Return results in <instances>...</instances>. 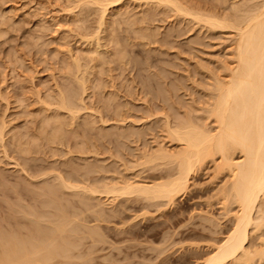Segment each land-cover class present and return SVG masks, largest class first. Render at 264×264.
I'll use <instances>...</instances> for the list:
<instances>
[{"label": "rangeland", "instance_id": "374dc122", "mask_svg": "<svg viewBox=\"0 0 264 264\" xmlns=\"http://www.w3.org/2000/svg\"><path fill=\"white\" fill-rule=\"evenodd\" d=\"M83 1L81 3L79 2V0H0V126H3L2 124L5 122V129H8L5 132L7 134L5 137V141L7 142H1L3 143L1 145L4 147H1L0 145V153H2L3 151V153L0 154V241L4 238H9L11 235L4 229V225L9 219L13 218L14 216L16 218L29 217L33 214L32 209L35 207L36 211H38L37 213L40 215V217H42V219H48V217L51 216L52 220H56L52 218V216L57 212L55 210V208L57 207L56 202L50 200L49 193L42 190V186H40L41 184L36 183L38 188H41V191H34L31 186H28L30 182L28 181V178L29 176H31V174L33 175L30 177V179H32L33 177V180L38 175L40 179L42 176H45V178L47 179V174H49L53 178H48V181H50V184H54L55 182L53 181L56 177L54 176L55 174H51L50 172H52L53 170L60 172L59 170L61 169L65 172L66 176L70 175V177L76 179L77 181L79 180L77 182L79 184L81 180L87 179L89 184L91 183V186H101L106 183L105 181L107 180H111L113 178H121L120 175L122 174L123 178L127 177L128 179L135 177L139 178L141 176L139 178L140 180L136 179V181L140 182L142 179L143 181H141L140 183L153 184V182L157 183V181H161L159 180V176H167L168 173H173L174 169H172L171 165L158 167L159 169L156 168L155 164L154 166L150 165L151 167L148 165L147 167H145L146 165H144L145 168L143 167V165H141L140 168L142 169H140L138 168L139 166L137 167L136 160L141 163L142 161H140V157H142L143 154L145 156V153L148 152L146 155L148 156L151 153L153 154L154 152L158 151L160 148H165V150H168L169 152H171L172 150L177 151V149L179 148L177 144L173 145L172 142H165L166 140L164 141V139H166V137L168 136L166 125L168 121L166 119H169V123H173H171L172 128H175L174 125L178 124L177 121L180 123H182L183 121L185 122V119H187L186 116L189 115L188 113H190L191 111L190 107L194 106L193 109H196H192V111L197 112V109H199V111H202L201 108L206 107L207 105L210 106L211 104L209 103L213 102H210L211 97L213 96L212 93H214L212 92L214 91V89H210L214 88L215 86H211L213 85V78H215V76L219 77L221 75L220 73L223 72L222 76L224 77H220L226 80L225 77H227V74L226 76L224 75L225 65H227L228 67L230 64L232 66L234 63L235 53L234 51L232 53V50L235 49L233 48V46L235 47L236 44L234 43L237 42L236 31H231L230 29L222 30L221 28L213 29L210 28L209 25V27L207 25L205 26L206 23L201 24L202 22H198V20L194 19L193 17L191 18V16H187V18L185 16V18H183V14L176 15V13L173 12L174 9L172 7H170L172 9H170L171 11L169 10V7L163 8L161 7V5H159L160 7L158 8V1L157 4H155L156 2L154 1L153 4H150V6L148 7L147 4L152 3V0H149V2L146 1L147 4L145 3V1H142V3L139 0H122L123 2H121L124 5L122 3H118V5H116L117 3L110 5V8L108 9L109 12L106 14L107 19L105 18L104 24L103 26H101L102 28L99 29L100 24H102V21L100 22V17H102V15H100L101 7L94 4V6H92L91 3V5H89L88 7L86 5L87 1ZM180 1L182 2V7H185L186 5L187 9L189 10L192 8V12L196 10L194 13H198L200 9L199 14L203 15V12H207V14L212 12L213 15L214 13H216L215 16H217L220 13V16L218 15L219 17H221V13H224L223 15L225 16L230 13L229 17L232 16L234 13V9H236L234 8V5L236 4H238V6L236 5V7H239V5L241 7H244L245 5L246 7L250 6L246 4L254 3V0H177L178 3H181ZM255 1V3H258L257 0ZM78 2L81 4L76 5ZM83 3L85 6L82 5ZM76 6H78V8ZM151 6L155 9H153ZM85 10H87L88 14ZM98 10L100 14L98 13ZM84 12L86 13V16L84 15ZM212 13L210 14L212 15ZM223 15L222 17L224 18ZM143 16L144 18L147 16L146 18L148 19L142 18ZM203 16H205V14ZM139 26L140 28H138ZM145 27L146 29H148V31H146L147 33L144 32V30H146ZM143 33H145L146 36ZM97 37H99L98 40H96ZM153 37L154 40H151V38L153 39ZM151 41L153 44H151ZM148 43H150L151 45H148ZM87 50H93L94 53L96 51L95 56L98 52L99 56H96L97 59L94 58V53L91 54ZM89 53L91 55H89ZM86 55L88 56L89 60H92L90 56L93 55L92 58H94V61L96 59V61L90 62L89 60H87ZM74 60H79L82 64L84 62L85 64L83 65V69H85V66L87 64L88 66H86V70L89 69L88 71L90 72L88 73V71L83 70L84 74L82 72L76 74V68H74L75 64H73L74 66L71 65L73 62L75 63ZM100 60H102L103 62L101 61V63ZM99 63L101 64L99 65ZM92 65H94V67ZM70 67L74 69L71 70ZM84 71L89 75L85 74ZM71 73L78 75L77 78L79 77L80 79H77L76 81V78H74L73 76L74 74ZM70 77L73 79H71ZM86 77L90 79H87ZM82 79H84L86 83L89 82V80L90 82L92 81L91 83H88L89 86L86 84V87H88L89 89L85 87V90H87L85 95L83 94V92L85 91H80L79 87L82 86ZM215 80L217 79L215 78ZM214 83H216V81H214ZM82 88L83 86L81 87V90ZM73 91L76 93H72ZM167 91H169V93ZM66 93H68V95L70 94V98L74 95L73 98L75 97L74 99L76 100H74L73 98L70 99ZM59 95L63 96V98H65L66 96V99L69 98V100L74 102V104L78 107L83 108V104L85 103H87L86 106L88 107L83 108L85 110H81L83 111V114L80 112L76 117L78 118L80 116L78 119H75V121L71 120L74 119V117H72L69 112L68 114L67 111H64L62 109H60V111L58 108V104L60 105V103L57 102H60L61 100ZM54 96L57 98H55ZM172 96L173 98H171ZM108 97H110V99H108ZM58 98L59 101L56 100ZM79 98L82 100L84 99L83 101L85 102H81L82 100H80ZM100 98L105 101L102 102ZM109 100L113 103V105L109 102ZM42 101L43 103L46 102V104L48 105H53L45 106L46 104H44L43 106ZM76 103L83 104L79 106ZM189 103L191 106L189 105ZM104 104L105 106H103ZM109 105H112V108L109 107ZM183 106L185 107L183 108ZM209 106L208 109L210 108ZM46 107H50L51 109L52 107L54 108L52 109V112H50V108H48L49 110H47ZM99 108L101 111L99 110L100 112H97ZM90 109L93 110L94 113ZM187 109L189 110V112H187ZM208 109L205 108V110ZM35 111L38 113V115L37 113H35ZM48 111L50 114L48 113ZM62 111L63 114L61 113ZM127 111L129 114L127 113ZM31 112H33L34 114H32ZM196 112L195 115L190 113L191 115H189L188 117H191L192 119V117L194 116L193 120H197H195V122H201L205 115L204 117H201L203 116V114L199 115L201 117V120H199V117L197 116L198 112ZM95 113L97 115L99 113L101 114L100 116L98 115L97 117H95ZM118 113L119 115H117ZM126 114L128 115L126 116ZM163 114L166 117H163ZM4 115L6 116V118L4 117L3 121L2 118ZM46 115L49 117H47ZM70 115L72 118L69 119L68 117H70ZM92 116L95 119L92 118ZM123 116L127 118H123ZM130 116L133 117L132 119L135 120L134 122ZM50 117L54 118L55 122H53L54 120ZM63 117H65V119ZM100 117L105 120L101 119ZM180 117H182L183 120L180 119ZM195 117H197L198 119ZM55 118H58L59 120ZM142 118L144 119V121L142 120ZM30 119L34 121V123L31 122ZM62 119L64 120L62 121ZM170 119H172V121ZM35 122H37V124ZM48 122L50 123V125H48ZM73 122L75 123V126H73ZM118 122H121V124L124 123L123 127ZM46 123H48V126L46 125ZM57 123L58 125L61 123L59 125V128H56ZM6 125L8 128L6 127ZM66 125L69 129L66 127ZM105 125H107L108 127ZM62 127H64L65 131L64 129H62ZM214 127L212 125L211 129H213ZM46 128H49L51 130ZM70 128H73L75 130H70ZM67 129L71 132L69 131V133ZM27 130H29V132ZM61 130L64 132H60ZM77 130H80L82 133ZM87 131L89 132L87 133ZM62 133L65 136H69V139L65 136L64 139ZM135 133L138 135L136 136ZM26 135L28 136V138ZM82 135L84 137L86 135L87 138L85 137V139ZM133 137L136 139V141H134L135 139H133ZM38 138L41 139H39L40 142L37 141ZM18 139L21 141H19ZM75 139H77V141ZM22 141L23 143H21ZM34 141L39 143H36L35 145ZM92 142L94 144H92ZM69 143L71 144V147L69 146ZM95 143H98V146L95 147ZM108 143L112 144L109 145ZM169 143H172V147H170ZM74 146H76L77 148ZM105 146H107L108 148ZM22 147L23 149L27 150L24 151L25 153H23ZM29 147L30 149H28ZM69 147L70 150H68ZM3 148H5L6 153L4 152ZM38 148L41 150H39ZM82 148H84L85 150H82ZM91 148H93L94 150H91ZM98 148L100 149V154L98 152ZM89 149L92 152L91 154L95 155L96 153H98L99 156H102L98 157L97 154V157L96 155L92 157V155H90V152H88ZM121 149L123 151H121ZM139 149L142 152L139 151ZM149 149H151V151ZM78 150H80V152ZM111 150L112 152H114L111 153ZM71 151H74V154L70 153ZM140 152L142 155L140 154ZM135 153H137L138 155ZM86 154L87 156L83 157V155ZM139 154L140 157L138 158ZM68 155H70L69 158ZM45 156L49 157L46 158ZM66 156L67 158L65 159ZM72 156L75 159H73ZM125 157L132 158L126 159ZM10 159H14L15 162L11 161ZM69 159V163L67 162L66 164V161ZM92 159H94V161ZM122 162L125 165V169L127 166H130V168L127 167L128 171L123 170L124 166ZM106 163H108V165ZM213 163L214 162L212 161L211 163L209 162L208 166H206V163L204 164L205 166L203 165V167L201 166L200 169L198 168L200 171L198 169L196 170L197 173L195 172V177L193 176V178L191 179V185H189L188 191H185L186 193H182V196H179L180 198H176V201H174L175 203L173 202L175 205L173 204V206L159 205L164 204L163 202L153 204L155 202H150L141 198L137 199V201L127 202L125 201V199H122L123 201L120 200L121 202H118L116 204V208L112 205V203H110L111 201H105L106 198L103 197L104 195L102 196V199L100 197H97L96 200V198L92 199L90 195H88L90 197L85 196L83 198L79 192H76L77 195H75L76 193L74 194V192H70L72 194V196H70L72 199L69 198L68 202L64 201V205L68 206V210L70 209V211L72 210V212L74 210V212H79V214H82L80 212H83V216L81 218L83 221L78 220V223L81 222L83 224L84 222H86L84 223V225L87 226L99 225L100 227H98V229L99 232H101V239L100 241L98 240V242L100 243H98L97 240L94 241L97 242V244L94 243L91 238L86 239L85 237L84 241L86 242H84L82 241V236H80V240L82 242H76H80L82 244L76 243V245H82L84 247L81 246V248L79 247L80 249L77 250L79 252L81 251V254H86L87 257L88 253L86 252H89L90 258L86 259V255L83 254L85 259L84 257L82 259H84L85 261L82 259L81 260L84 262L78 260L83 255L81 257L76 256L78 257V259H75L76 257L73 258L76 262L78 260L77 263H74L73 260V262H71L73 264L200 263L203 260V257L208 256L213 250L214 246H211L210 243H215L217 239L219 241L225 238L226 234L232 227V221L229 220L232 217H228L226 214L224 215L225 212L222 213L223 209L219 205V201L216 200V198L219 199V197H216L217 193H220L219 191L220 189H222L221 187L223 185L225 186V182L228 181L229 177L226 174L220 175L218 173L217 175V167H215ZM101 164L103 166H101ZM131 164L136 165L133 166L137 168L133 169V166ZM159 164L161 163H158V165ZM66 165L73 166L75 170H77L79 166V171L77 170V172H75L69 169L71 167H68ZM169 166L171 167V169H167V167L169 168ZM21 167L22 170L24 168L25 174L22 173L24 171L21 170ZM155 168L156 170H154ZM129 170H131V172H129ZM141 170H143V172ZM101 171L103 172L101 173ZM79 172L82 173L84 177H80L78 175ZM132 172L135 173L131 174ZM128 173H130V177L127 176ZM117 174L119 177H115L117 176ZM104 175L106 176L104 177ZM110 175L115 176L113 177ZM88 177L89 179H91L89 180ZM39 178L35 180H40ZM57 189H59V187H57ZM18 193L23 195L18 196ZM33 193L38 199L36 204L28 200V198H30ZM73 195L75 197H73ZM85 198H89L88 201H91V203L88 202ZM69 201L74 205L69 204L71 205L70 207L67 204L70 203ZM73 202H76V204ZM106 202L110 203L111 205ZM147 202L152 204H149ZM96 205H100V207L98 208V206ZM75 206L78 208L75 209ZM95 206L97 209L95 208ZM50 211H53V213H50ZM102 213L105 214L104 220H102ZM137 215H140V217H138ZM209 218L211 219V221H209ZM103 221L105 222V224ZM81 223H79L78 225L83 226L81 225ZM120 228L122 231H120ZM83 243L88 246L85 247ZM91 243H93L92 246L94 247L90 246ZM197 246H199L200 248ZM90 247H92L93 250L90 249ZM86 249L87 251H85ZM77 250H75L76 252L74 251V255L78 254ZM89 259L91 260L89 261Z\"/></svg>", "mask_w": 264, "mask_h": 264}, {"label": "bare ground", "instance_id": "6f19581e", "mask_svg": "<svg viewBox=\"0 0 264 264\" xmlns=\"http://www.w3.org/2000/svg\"><path fill=\"white\" fill-rule=\"evenodd\" d=\"M77 1V0H76ZM83 0H79V2L82 3ZM87 1V2H86ZM84 0L83 2H86L85 4L89 7V5L92 4V6L97 5L99 7H101L100 12L98 10V13L100 15H102V17H100V22L102 24H100L99 29H101L104 24L106 14L109 12L108 9L110 8V5L116 4L118 5L121 4L123 1L122 0ZM94 1V2H92ZM122 1V2H121ZM138 1V0H137ZM139 1H148L149 0H139ZM151 1V0H150ZM156 2L155 4H157L158 1V8L160 7L159 5H161V7L165 8V7H169V10L171 9L170 7H172L174 9V13H176V15H181L183 14V18H187V16H191V18L193 17L194 19L198 20V22H202L206 23L205 26L209 25L210 28L213 29H225L228 30L230 29L231 31H236L237 32V36H236V41L234 44H236V46L233 48L232 53L234 51L235 53V60L233 65L231 66V64L227 67V65H225V71H224V75L227 77L226 80L224 78H221L220 76L223 75V72L220 73L221 75L218 77L215 76V78L217 80H215V78H213L212 83L213 85H211L212 87L214 86V88H211L210 90H213L212 96L211 97V101L212 103L210 106L207 105L206 107L201 108L202 111H199V109H197L198 114L197 116L199 117V120H201V117H205L198 122H195V117L193 120V117L191 119V117H188L189 115H191L190 113H192V109L194 106L190 107V113H188L189 115L186 116L187 119H185V122L181 121L182 123L177 121V125H174L175 128H172L171 123H169V119H166L167 122V130H168V136L166 137V139H164L165 142H172L173 145L177 144L178 145V149L177 151H171L169 152L168 150H165V148H160L158 151L154 152L153 154L151 153L150 155L146 156L147 153H145V156L143 154L142 157H140L141 154V150L139 149L140 154L138 156V158L140 157V161H142L141 163L139 161L136 160V164L137 167L140 168L141 165H146L145 167L150 166H154V164L156 165V168L158 167H163L164 165H171L173 170V173L171 174H167V176H159V180L161 181H157V183L153 182V184H147V183H140L141 181H143L141 179L140 182L136 181V179L138 180L139 178H123L122 175H120L121 178H113L111 180H107L105 181L106 183H104L101 186H94V185H90L87 179H83L80 181V184L77 183L78 181L72 177H70V175H65V172L63 170H59L60 172H57L55 170V172H50L51 174H55L54 176L56 177L55 180L53 182H55L54 184H50V181H48V178H50L51 176L49 174H47V179L45 178V176L41 179L37 176H35V179H40V180H33L30 179V177L33 175L31 174V176H29L28 181L29 184L28 186H31L34 191L36 190H40L41 188H38L37 184H41L40 186H42V190L45 192L49 193V197L50 200L53 202H56L57 207L55 208V210L57 211L52 218L56 219V220H52L51 216L48 217V219H42V217H40V215L37 213L38 211H36V207L34 205L35 208L32 209L33 214L32 215H28L29 217H13L11 219H9L6 224L4 225V229L6 231H8L10 234L9 238H2L3 240L0 241V264H73L72 262L75 259H78V257H81L83 254H81V251L79 252L77 249H80L82 245V243L80 242H76V241H81L80 236H82V241H84V237L87 238H91L94 241L98 240L100 241L101 239V232H99L98 226H87L84 225L81 222L80 226L78 225V220L79 221H83L81 218L83 216V212H80L82 214H79V212H72V210L70 211V209L68 210V206L64 205V201L69 200V198H71L70 196H72V194L70 192H74V194L76 192H79L82 197L84 198L86 197H92V199L97 200V197L102 199V196L106 198L105 201H108L110 203H112L113 206H117L116 204L118 202L123 201L122 199H125V201H137V199H143V200H147L150 202H155L153 204L156 203H160L163 202L164 204H159V205H172L175 203L174 201H176V198H178L179 196H182V193H186L188 191L190 181L193 178V176L197 173V169L202 166L204 164L207 163L206 166H208V163L211 161L214 162L213 165H215V167H217L216 169V173L218 175V173L221 175H228L229 179L227 182H225V186L221 187L222 189H220V193H217L216 200L219 201V205L221 206V208L223 209L224 215L226 214L228 217L231 216L229 220H231L232 222V227L230 228V230L228 231V233L226 234L225 238H223L222 240L218 239L216 240L215 243H210L211 246L213 247V250L211 251V253L206 256L203 257V260L198 264H264V0H257L258 3H255L256 1L254 0L253 2L255 3H249L246 5H250V6H246L244 5V7H241L239 5V7H236V5L238 6V4L234 5L236 9H234V13L233 15L237 13L233 16L229 17V14L227 16L223 15L224 13H221L224 18L219 17L220 13L216 15V13H212V15L210 13L207 14L203 12V15L205 14V16H203L200 13V9L199 12L194 13L192 12V8L189 10L187 9L186 5V9L185 7H182V2L178 3L177 0H152V3L147 4L148 7L150 6V4H153V2ZM75 3L76 5L81 4V3ZM126 2V1H125ZM132 2V1H130ZM136 2V1H135ZM89 3V4H88ZM91 3V4H90ZM143 3V2H142ZM74 4V5H75ZM94 4V5H93ZM123 4V3H122ZM154 4V5H155ZM185 4V3H184ZM84 5V3L82 4ZM124 5V4H123ZM153 5V7H154ZM243 5V4H242ZM253 5V6H252ZM85 6V5H84ZM83 6V7H84ZM141 6V5H140ZM78 8V6H76ZM112 7V6H111ZM152 7V6H151ZM150 7V8H151ZM152 7V8H153ZM156 7V6H155ZM80 8V6H79ZM120 8V7H119ZM123 8V7H122ZM197 8V7H196ZM239 8V9H237ZM155 9V8H153ZM167 9V8H166ZM195 9V8H194ZM172 10V9H171ZM170 10V11H171ZM205 10V9H204ZM84 11V10H82ZM87 13V10H85ZM177 11V12H176ZM202 12V10H201ZM84 12V15L86 14ZM88 14V13H87ZM129 14V13H128ZM207 14V15H206ZM210 14V15H209ZM232 14V13H231ZM86 16V15H85ZM147 17V16H146ZM145 17V18H146ZM180 17V16H178ZM232 17V18H231ZM139 18V17H138ZM137 18V20H138ZM144 18V16L142 17ZM144 18V19H145ZM148 19V18H146ZM143 20V19H142ZM108 21V20H107ZM109 22V21H108ZM144 22V21H143ZM142 22V23H143ZM148 22V21H147ZM107 23V22H105ZM111 23V22H110ZM145 23V22H144ZM199 23V24H200ZM115 24V23H113ZM138 25V24H137ZM99 26V25H98ZM107 26V25H106ZM141 26V25H140ZM140 26L138 28H140ZM208 26V27H209ZM147 27V26H146ZM145 27V29H146ZM144 29V28H142ZM212 30V29H211ZM143 31V30H142ZM148 31V29L144 30V32ZM141 32V31H140ZM139 32V33H140ZM147 33V32H146ZM142 34V33H141ZM145 36L146 34L143 33ZM143 35V36H144ZM156 35V34H155ZM1 36V35H0ZM149 36V35H148ZM147 36V38H148ZM159 37V36H156ZM118 38V37H117ZM238 38V39H237ZM99 37L96 38V40H98ZM116 39V38H115ZM95 40V38H94ZM151 40H154L151 38ZM160 40V39H159ZM235 40V39H234ZM93 41V40H92ZM116 41V40H115ZM149 41V40H148ZM157 41V40H155ZM154 41V42H155ZM95 42V41H94ZM118 42V41H117ZM147 43V42H146ZM158 43V42H157ZM151 44L152 41H151ZM150 43H148V45H151ZM233 44V45H234ZM147 45V44H146ZM99 46V45H98ZM134 46V45H133ZM99 48V47H97ZM92 49V48H91ZM95 50V48H94ZM97 50V49H96ZM88 51V50H87ZM93 50H90L88 52H90L91 54L94 53L91 52ZM89 53V55H91ZM96 53V51H95ZM94 53V58H96V56L98 55V52L95 56ZM234 55V54H233ZM87 56V55H86ZM99 56V55H98ZM97 56V57H98ZM92 60L88 59L87 56V60L94 61L93 55L90 56ZM89 57V58H90ZM97 59V58H96ZM95 59V61H96ZM100 59V58H99ZM98 59V60H99ZM75 61V60H74ZM83 61V60H82ZM85 61V60H84ZM94 61V62H95ZM102 60H100L101 62ZM87 62V61H86ZM93 62V63H94ZM99 62V61H98ZM103 62V61H102ZM101 62V63H102ZM233 62V61H232ZM99 63V65L101 64ZM75 64V71L78 73H83V70H86V66H88L86 64L85 69H83V65L85 64L83 62V64L81 63V61L76 60L75 63L73 62L71 65ZM90 64V63H89ZM98 65V66H99ZM103 65V64H102ZM74 66V65H73ZM91 66V65H90ZM94 67V65H92ZM96 66V64H95ZM92 67V69H93ZM71 70H73L74 68L70 67ZM90 68V67H89ZM91 69V72H92ZM224 69V68H223ZM70 70V72H71ZM89 69H87L86 71H88ZM96 70V68H95ZM73 71V72H75ZM94 71V70H93ZM69 72V70H68ZM85 72V71H84ZM90 71H88L89 73ZM97 73V72H96ZM95 73V74H96ZM69 74V73H68ZM74 74V73H71ZM74 74V78H76L75 80L77 81V79H80L79 77L77 78L78 75ZM84 74V73H83ZM82 74V75H83ZM85 74H87V72H85ZM94 74V73H93ZM92 74V75H93ZM81 75V76H82ZM89 75V74H87ZM86 75V76H87ZM71 76V75H70ZM72 76V77H73ZM76 76V77H75ZM85 76V75H84ZM92 77V76H90ZM102 77V76H101ZM224 77V76H222ZM71 78V77H70ZM83 78V77H82ZM87 79H90L88 77H86ZM85 78V79H86ZM94 78V77H93ZM104 78V77H103ZM102 78V79H103ZM221 78V79H218ZM73 79V78H71ZM224 79V81H223ZM79 81V80H78ZM88 81V80H87ZM94 81V80H93ZM102 81V80H101ZM214 81H216V83H214ZM92 82V81H91ZM90 80L89 82H85L84 79H82V90L80 87V91H85L83 92V94L85 95L86 91L85 87L86 84L89 86L88 83H91ZM104 82V81H103ZM102 82V83H103ZM106 82V81H105ZM113 82V81H111ZM72 83V82H70ZM79 83V82H78ZM181 86V85H180ZM69 88V87H68ZM73 88V87H72ZM88 88V87H86ZM181 88V87H180ZM89 89V88H88ZM63 90V89H62ZM61 90V91H62ZM69 90V89H68ZM73 90V89H72ZM71 90V91H72ZM76 90V89H75ZM182 90V89H181ZM66 92V91H65ZM64 92V93H65ZM79 92V91H78ZM169 93V91H167ZM211 92V91H210ZM1 93V91H0ZM72 93H76V92H72ZM68 95V93H66ZM65 94V95H66ZM211 94V93H210ZM1 95V94H0ZM63 95V93H62ZM66 95V96H67ZM70 95V94H69ZM68 95V97L70 98V96ZM78 95V94H77ZM76 95V96H77ZM82 95V94H81ZM60 96V95H59ZM63 98V96H60V105L58 104V108L59 110L62 109L64 111H67V113L69 112L72 117H74L75 119L77 115L83 111H81L83 108H86L88 106H86L87 103L83 104L85 101L82 100L81 104L84 105L83 108L78 107L77 105L74 104V102H72L71 100H69V98L66 99ZM74 96V95H73ZM73 96L70 98L72 99ZM3 97V96H2ZM55 97V96H54ZM62 97V98H61ZM113 97V96H112ZM53 98V97H52ZM57 98V97H55ZM75 98V97H74ZM73 98V99H74ZM77 98V97H76ZM84 98V96H83ZM170 98V97H169ZM173 98V96L171 97ZM179 98V97H178ZM213 98V99H212ZM1 99V97H0ZM42 99V98H41ZM101 99V98H100ZM108 99H110V97H108ZM176 99V98H175ZM47 100V99H46ZM51 100V99H50ZM59 101V98L56 99ZM76 100V99H74ZM73 100V101H74ZM102 100V99H101ZM178 100V99H177ZM23 101V100H22ZM52 101V100H51ZM70 101V102H69ZM105 101V100H104ZM102 100V102H104ZM116 101V100H115ZM176 101V100H175ZM180 101V100H179ZM55 102V101H54ZM79 102V101H78ZM99 102V101H98ZM110 103H112L109 100ZM188 102V101H187ZM43 103V101H42ZM49 103V102H48ZM53 103V102H52ZM101 103V102H100ZM106 103V102H105ZM181 103V102H180ZM45 103H43L44 106ZM56 104V103H55ZM78 104V103H76ZM81 104L79 103L78 105L81 106ZM89 104V103H88ZM108 104V103H107ZM48 104H46L45 106H47ZM51 105V104H49ZM48 105V106H49ZM53 105V104H52ZM51 105V106H52ZM93 105V104H92ZM102 105V104H101ZM100 105V106H101ZM113 105V103H112ZM111 105V106H112ZM190 105V103H189ZM105 106V104L103 105ZM109 105V107H111ZM128 106V105H127ZM188 106V105H187ZM191 106V105H190ZM208 106L210 107L208 109ZM55 107V105H54ZM52 107V109L54 108ZM94 107V106H93ZM102 107V106H101ZM185 106H183L184 108ZM42 108V107H41ZM47 110H49L48 108L50 107H46ZM45 108V110H46ZM90 108V106H89ZM88 108V109H89ZM92 108V107H91ZM97 108V107H96ZM105 108V107H104ZM103 108V109H104ZM112 108V107H111ZM110 108V109H111ZM187 108V107H186ZM189 108V107H188ZM205 108H207L208 110H205ZM52 109L50 108V112H52ZM56 109V108H55ZM95 109V108H93ZM106 109V108H105ZM119 109V108H118ZM117 109V110H118ZM129 109V108H128ZM196 109V108H195ZM193 109V110H195ZM58 110V109H57ZM85 110V109H83ZM87 110V109H86ZM91 110V109H90ZM100 110V108L97 110V112ZM120 110V109H119ZM130 110V109H129ZM188 110V109H187ZM206 112H204V111ZM43 111V109H42ZM61 111V110H60ZM93 111V110H91ZM90 111V112H91ZM101 111V110H100ZM99 111V112H100ZM116 111V110H115ZM123 111V110H122ZM34 112V110H33ZM33 112H31L32 114H34ZM39 112V111H38ZM89 112V111H88ZM108 112V111H107ZM130 112V111H129ZM189 112V110L187 111ZM194 111L192 114L195 115ZM196 112V113H197ZM200 112V113H199ZM35 113H37L35 111ZM42 113V112H41ZM49 113V111H48ZM60 113V112H59ZM63 114V111L61 112ZM68 113V114H69ZM94 113V111H93ZM128 113V111H127ZM165 113V112H164ZM184 113V112H183ZM45 114V113H44ZM50 114V113H49ZM83 114V113H82ZM101 113H99L98 115L100 116ZM129 114V113H128ZM126 114V116L128 115ZM181 114V113H180ZM187 114V113H186ZM203 114V116H199ZM6 115V114H5ZM3 116V121H4V117L6 118V116ZM38 115V113H37ZM48 115V114H47ZM46 115V116H47ZM60 115V114H59ZM58 115V116H59ZM65 115V114H64ZM70 115V117H68L69 119L72 118ZM85 115V112H84ZM88 115V114H86ZM93 115V114H92ZM95 117H97L98 115L95 113ZM103 115V114H102ZM119 115V113L117 114ZM122 115V114H121ZM125 115V114H124ZM166 115V114H165ZM184 115V114H183ZM41 116V115H40ZM51 116V115H50ZM56 116V115H55ZM61 116V115H60ZM67 116V115H66ZM90 116V115H89ZM94 116V115H93ZM92 116V118H94ZM109 116V115H108ZM132 116V115H131ZM130 116V117H131ZM168 116V114H167ZM185 116V115H184ZM49 117V116H47ZM53 117V116H52ZM50 117V118H52ZM82 117V116H81ZM104 117V116H103ZM121 117V116H120ZM129 117V116H128ZM163 117L164 116L163 114ZM61 118V117H60ZM65 119V117H63ZM101 118V117H100ZM123 118H127L125 116H123ZM133 117H131L132 119ZM168 118V117H167ZM170 118V117H169ZM185 118V117H184ZM34 119V117H33ZM54 120V118H52ZM57 120H59L58 118H55ZM62 119V121L64 120ZM81 119V118H80ZM95 119V118H94ZM99 119V118H98ZM103 119V118H101ZM100 119V120H101ZM118 119V118H117ZM137 119V118H136ZM165 119V118H164ZM178 119V118H177ZM180 119H182V117H180ZM198 119V118H197ZM31 120V119H30ZM43 120V119H42ZM41 120V121H42ZM49 120V119H48ZM56 120V122H57ZM105 120V119H103ZM102 120V121H103ZM110 120V119H109ZM121 120V118H120ZM126 120V119H124ZM133 122L135 121L134 119H132ZM142 120L144 121V119L142 118ZM172 121V119H170ZM183 120V119H182ZM37 121V120H35ZM40 121V122H41ZM46 121V120H45ZM61 121V120H60ZM80 121V120H79ZM101 121V122H102ZM114 121V120H113ZM119 121V120H118ZM123 121V120H122ZM158 121V120H157ZM165 121V120H164ZM197 121V120H196ZM31 122L34 123V121L31 120ZM30 122V123H31ZM50 122V121H49ZM48 122V123H49ZM52 122V121H51ZM55 122V120L53 121ZM82 122V121H81ZM85 122V121H84ZM89 122V121H87ZM132 122V123H133ZM138 122V121H136ZM5 123V122H4ZM4 123L2 124L3 126H0V145L3 144L1 142H7L6 140V130L5 129V125ZM8 123V122H7ZM6 123V124H7ZM37 124V122H35ZM46 123V125L48 124ZM59 123V122H58ZM57 123V125H58ZM96 123V121H95ZM119 124H121V122H118ZM123 123V122H122ZM141 123V122H140ZM166 123V122H164ZM176 123V122H175ZM61 124V123H60ZM59 124V125H60ZM69 124V123H68ZM67 124V125H68ZM72 124V121H71ZM73 126H75V123L73 122ZM104 124V122H103ZM106 124V123H105ZM116 124V123H115ZM137 124V123H136ZM173 124V123H172ZM9 125V124H8ZM34 125V124H32ZM50 125V123L48 124ZM47 125V126H48ZM56 125V124H55ZM59 128V125L57 126ZM66 125V127L68 128V126ZM70 125V124H69ZM97 125V124H96ZM100 125V123H99ZM98 125V126H99ZM108 125V124H107ZM105 125V126H107ZM122 127L124 125L121 124ZM164 125V124H163ZM213 125V129H211ZM53 126V124H52ZM63 126V125H62ZM78 126V125H77ZM76 126V128H77ZM89 126V125H86ZM95 126V127H98ZM104 126V125H103ZM115 126V125H114ZM119 126V125H118ZM127 126V125H126ZM211 126V127H210ZM7 127V125H6ZM10 127V126H9ZM13 127V126H12ZM36 127V126H35ZM50 127V126H49ZM70 127V126H69ZM72 127V126H71ZM79 127V126H78ZM82 127V126H81ZM85 127V126H84ZM93 127V126H92ZM108 127V126H107ZM120 127V126H119ZM148 127V126H147ZM162 127V126H161ZM8 128V127H7ZM11 128V127H10ZM9 128V129H10ZM34 128V127H33ZM38 128V126H37ZM52 128V127H51ZM54 128V127H53ZM87 128V127H86ZM85 128V129H86ZM100 128V127H99ZM106 128V127H105ZM116 128V126H115ZM137 128V127H136ZM163 128V127H162ZM16 129V128H14ZM36 129V128H35ZM34 129V130H35ZM49 129V128H46ZM62 129H64V127H62ZM69 129V128H68ZM67 131L69 132L70 130H75L73 128H70V130ZM80 129V128H79ZM93 129V128H92ZM95 129V128H94ZM117 129V128H116ZM130 129V128H129ZM140 129V128H139ZM144 129V128H143ZM33 130V129H32ZM31 130V131H32ZM51 130V129H49ZM55 130V129H54ZM52 130V131H54ZM58 130V129H57ZM60 130V129H59ZM106 130V129H105ZM120 130V129H119ZM164 130V129H163ZM13 131V129H12ZM17 131V130H16ZM25 131V130H24ZM29 132V130H27ZM26 131V132H27ZM30 131V132H31ZM38 131V130H37ZM65 131V129H64ZM64 131H60V132H64ZM80 131V130H77ZM76 131V132H77ZM93 131V130H92ZM97 131V130H96ZM99 131V130H98ZM116 131V130H115ZM126 131V130H125ZM142 131V130H141ZM160 131V130H159ZM162 131V130H161ZM166 131V130H165ZM19 132V131H18ZM65 132V133H68ZM71 132V131H70ZM69 132V133H70ZM75 132V131H73ZM81 132V131H80ZM89 131H87L88 133ZM133 132V131H132ZM135 132V130H134ZM17 133V132H15ZM57 133V132H56ZM79 133V132H78ZM82 133V132H81ZM91 133V132H90ZM89 133V134H90ZM95 133V132H94ZM97 133V132H96ZM112 133V132H111ZM124 133V132H123ZM126 133V132H125ZM140 133V132H139ZM10 134V133H9ZM12 134V133H11ZM21 134V131H20ZM30 134V133H29ZM73 134V133H72ZM75 134V133H74ZM80 134V133H79ZM136 134V133H135ZM164 134V133H162ZM13 135V134H12ZM36 135V134H35ZM43 135V133H42ZM45 135V134H44ZM61 135V134H60ZM77 135V134H76ZM93 135V134H92ZM100 135V133H99ZM111 135V134H110ZM131 135V133H130ZM129 135V136H130ZM138 134H136L137 136ZM142 135V134H141ZM150 135V134H148ZM147 135V136H148ZM166 135V134H165ZM25 136V135H24ZM27 136V135H26ZM46 136V135H45ZM62 136L64 137L65 135ZM75 136V135H74ZM79 136V135H78ZM81 136V135H80ZM83 136V135H82ZM89 136V135H88ZM102 136V134H101ZM32 137V136H31ZM35 137V136H34ZM42 137V136H41ZM40 137V138H41ZM69 139V136H65ZM64 137V139H65ZM72 137V135H71ZM84 137V136H83ZM86 137V135H85ZM84 137V138H85ZM106 137V136H105ZM109 137V136H108ZM124 137V136H123ZM142 137V136H141ZM26 138V137H25ZM28 138V136H27ZM37 138V137H36ZM37 141H39V139ZM45 138V137H44ZM87 138V137H86ZM85 138V139H86ZM95 138V137H94ZM93 138V140H94ZM111 138V137H110ZM122 138V137H121ZM146 138V137H145ZM8 139V138H7ZM22 139V137H21ZM42 139V138H41ZM40 139V140H41ZM62 139V137H61ZM72 139V138H71ZM79 139V138H78ZM104 139V138H103ZM102 139V141H103ZM133 139H135L133 137ZM159 139V138H158ZM170 141H169V140ZM19 140V139H18ZM33 140V139H32ZM36 140V139H35ZM73 140V139H72ZM77 141V139H75ZM84 140V139H83ZM82 140V141H83ZM92 140V139H91ZM92 140V141H93ZM97 140V139H96ZM95 140V141H96ZM101 140V139H100ZM105 140V139H104ZM108 140V139H107ZM122 140V139H121ZM142 140V138H141ZM147 140V139H146ZM21 141V140H19ZM29 141V140H28ZM69 141V140H68ZM67 141V142H68ZM81 141V143H82ZM94 141V142H95ZM101 141V142H102ZM136 141V139L134 140ZM138 141V140H137ZM40 142V141H39ZM39 142H35L38 144ZM90 142V141H89ZM97 142V141H96ZM119 142V141H118ZM131 142V141H130ZM133 142V141H132ZM141 142V141H140ZM148 142V141H147ZM19 143V142H18ZM23 143V141L21 142ZM20 143V144H21ZM29 143V142H28ZM52 143V142H51ZM74 143V142H73ZM77 143V142H76ZM137 143V142H136ZM149 143V142H148ZM163 143V142H162ZM161 143V144H162ZM172 143L170 144V147H172ZM19 144V145H20ZM43 144V143H42ZM56 144V143H54ZM91 144V143H89ZM92 144H94L92 142ZM96 145H94L95 147L98 146V143H95ZM109 144V143H108ZM112 144V143H110ZM109 144V145H110ZM123 144V143H122ZM121 144V145H122ZM129 144V143H126ZM6 145V144H5ZM23 145V144H22ZM33 145V144H32ZM45 145V144H44ZM48 145V144H46ZM71 144L69 143V146ZM75 145V144H74ZM78 145V144H77ZM104 145V144H103ZM120 145V146H121ZM137 145V144H136ZM151 145V143H150ZM14 146V145H13ZM18 146V145H17ZM50 146V145H48ZM73 146V145H72ZM85 146V145H83ZM93 146V145H92ZM127 146V145H126ZM131 146V145H130ZM129 146V147H130ZM135 146V145H134ZM139 146V145H138ZM166 146V145H165ZM169 146V145H168ZM1 147H4L1 145ZM24 147V146H23ZM22 147V149H23ZM33 147V146H31ZM53 147V146H52ZM55 147V146H54ZM63 147V146H62ZM71 147V146H70ZM70 147L68 150H70ZM76 147V146H74ZM81 147V146H80ZM89 147V145H88ZM107 147V146H105ZM116 147V146H115ZM136 147V146H135ZM134 147V148H135ZM151 147V146H150ZM35 148V147H34ZM58 148V147H57ZM77 148V147H76ZM86 148V147H85ZM94 148V147H93ZM93 148H91V150H94ZM103 148V147H102ZM101 148V149H102ZM108 148V147H107ZM155 148V147H154ZM169 148V147H168ZM174 148V147H173ZM4 152L6 153L5 148ZM30 149V147L28 148ZM39 149V148H38ZM46 149V148H45ZM52 149V148H51ZM63 149V148H62ZM67 149V148H66ZM87 149V148H86ZM111 149V148H109ZM132 149V148H131ZM137 149V148H135ZM167 149V147H166ZM172 149V148H171ZM17 150V149H15ZM19 150V149H18ZM41 150V149H39ZM48 150V149H47ZM58 150V149H56ZM61 150V149H60ZM59 150V151H60ZM65 150V148H64ZM66 150V151H68ZM72 150V148H71ZM81 150V149H80ZM80 150H78L80 152ZM82 150H85L84 148H82ZM96 150V149H95ZM100 149L98 148V152L99 154L101 153L99 151ZM108 150V149H107ZM106 150V151H107ZM138 150V149H137ZM144 150V148H143ZM151 151V149H149ZM157 150V149H156ZM170 150V149H169ZM175 150V149H174ZM1 151V150H0ZM21 151V150H20ZM19 151V152H20ZM24 151H27L25 149H23V153H25ZM58 151V152H59ZM121 151H123L121 149ZM127 151V150H126ZM125 151V152H126ZM148 151V150H147ZM18 152V153H19ZM30 152V151H28ZM43 152V151H41ZM55 152V151H54ZM74 151H71L70 153H73ZM90 152V155L97 157L98 153H94L95 155L91 154L92 152ZM94 152V151H93ZM97 152V151H96ZM114 152V151H113ZM111 150V153H113ZM116 152V151H115ZM145 152V151H143ZM3 153V151H2ZM0 153V154H2ZM4 153V155H5ZM50 153V152H49ZM76 153V152H75ZM82 153V151H81ZM103 153V152H102ZM28 154V153H27ZM32 154V153H31ZM37 154V153H36ZM52 154V153H51ZM49 154V155H51ZM64 154V153H63ZM74 154V153H73ZM98 157H101L102 155ZM105 154V153H104ZM115 154V153H114ZM129 154V152H128ZM127 154V156H128ZM137 154V153H135ZM134 154V155H135ZM9 155V154H6ZM15 155V154H14ZM13 155V158H14ZM21 155V154H20ZM23 155V154H22ZM30 155V153H29ZM35 155V154H33ZM72 155V154H70ZM68 155V158L69 156ZM77 155V154H76ZM81 155V154H80ZM79 155V156H80ZM89 155V154H88ZM89 155V156H90ZM138 155V154H137ZM142 155V154H141ZM24 156V155H23ZM39 156V155H38ZM47 156V155H46ZM45 156V157H46ZM53 156V155H52ZM57 156V153H56ZM86 157V155H83V157ZM111 156V155H110ZM136 156V155H135ZM8 157V156H7ZM5 157V158H7ZM25 157V156H24ZM28 157V156H27ZM31 157V156H30ZM34 157V156H33ZM49 157V156H48ZM46 157V158H48ZM75 157V156H74ZM82 157V158H83ZM95 157V158H96ZM113 157V155H112ZM123 157V155H122ZM36 158V156H35ZM42 158V157H40ZM44 158V159H46ZM57 158V157H56ZM67 158V156L65 157V159ZM71 158V157H70ZM73 158V156H72ZM117 158V157H116ZM126 159L130 158V157H125ZM132 158V157H131ZM130 158V159H131ZM137 158V157H136ZM143 158V159H142ZM34 159V158H33ZM75 159V158H73ZM81 159V158H80ZM90 159V158H87ZM9 160V159H7ZM11 160V159H10ZM23 160V159H22ZM38 160V159H37ZM54 160V159H52ZM51 160V162H52ZM56 160V159H55ZM63 160V159H61ZM82 160V159H81ZM94 161V159H92ZM117 160V159H116ZM115 160V161H116ZM13 162V160H11ZM19 161V160H18ZM31 161V159H30ZM70 161L67 160V162ZM86 161V158H85ZM105 161V160H104ZM111 161V160H110ZM131 161V160H130ZM133 161V160H132ZM135 161V160H134ZM219 161V162H218ZM17 162V161H16ZM97 162V161H96ZM99 162V161H98ZM117 162V161H116ZM115 162V163H116ZM121 162V160H120ZM140 164H139V163ZM3 163V162H2ZM18 163V162H17ZM35 163V162H34ZM65 163V162H64ZM69 163V162H68ZM85 163V162H84ZM113 163V162H112ZM135 163V162H134ZM158 163H161L158 165ZM15 164V163H14ZM57 164V163H56ZM104 164V163H103ZM108 165V163H106ZM121 164V163H120ZM123 164V162H122ZM139 164V165H138ZM16 165V164H15ZM18 165V164H17ZM37 165V164H36ZM75 165V164H74ZM118 165V164H117ZM132 166L134 164H131ZM217 165V166H216ZM20 166V165H19ZM60 166V164H59ZM68 167H71L69 169L77 172V170L79 171V166L78 169L75 170L73 168V166H69L66 165ZM65 166V167H66ZM77 166V165H76ZM75 166V167H76ZM82 166V165H81ZM84 166V165H83ZM93 166V165H92ZM99 166V165H98ZM101 166H103L101 164ZM119 166V165H118ZM124 169L123 170H127V167L125 169V165L123 164ZM136 166V165H134ZM133 169L137 168L134 167ZM205 166V165H204ZM64 167V166H63ZM106 167V166H105ZM144 167V168H145ZM151 167V166H150ZM171 167L169 166V168L167 167V169H171ZM20 168V167H18ZM32 168V167H31ZM30 168V169H31ZM46 168V167H45ZM115 168V167H114ZM130 168V166L128 167ZM153 168V167H152ZM156 168L154 170H156ZM3 169V168H2ZM34 169V168H33ZM41 169V168H40ZM43 169V168H42ZM55 169V168H54ZM59 169V168H58ZM88 169V168H87ZM99 169V168H98ZM131 169V170H133ZM142 169V168H140ZM159 169V168H158ZM157 169V170H158ZM163 169V168H162ZM161 169V170H162ZM198 169V170H199ZM202 169V168H201ZM22 170V167H21ZM36 170V169H35ZM65 170V169H64ZM92 170V169H91ZM120 170V169H119ZM131 170H129V172H131ZM144 170V169H143ZM143 170H141L143 172ZM5 171V170H4ZM24 171V168L23 170ZM93 171V170H92ZM97 171V170H96ZM108 171V170H107ZM135 171V170H133ZM153 171V170H152ZM163 171V170H162ZM168 171V170H167ZM166 171V172H167ZM200 171V170H199ZM218 171V172H217ZM27 172V171H26ZM45 172V171H44ZM47 172V171H46ZM81 172V171H80ZM78 173V175L80 177H84L82 173ZM90 172V171H89ZM88 172V173H89ZM103 171H101L102 173ZM125 172V171H124ZM170 172V170H169ZM175 172V173H174ZM196 172V173H195ZM25 174V171L22 172ZM100 173V174H101ZM127 173V172H126ZM135 172H132L131 174H133ZM2 174V173H1ZM114 174V173H113ZM130 173H128L127 176H129ZM141 174V173H140ZM161 174V173H160ZM163 174V173H162ZM29 175V173H28ZM27 175V176H28ZM99 175V174H98ZM116 175V174H115ZM114 175V176H115ZM126 175V174H125ZM25 176V175H24ZM101 176V175H100ZM99 176V178H100ZM103 176V174H102ZM106 175H104L105 177ZM113 176V175H110ZM113 176V177H114ZM134 176V175H133ZM138 176V175H135ZM96 177V176H94ZM115 177H119L118 174ZM130 177V176H129ZM195 177V176H194ZM27 178V177H26ZM45 178V179H44ZM53 178V177H51ZM50 178V179H51ZM86 178V177H85ZM92 178V176H91ZM90 178V179H91ZM98 178V177H97ZM30 179V180H29ZM49 179V180H50ZM89 179V177H88ZM89 179V180H90ZM95 179V178H94ZM4 180V179H3ZM20 180V179H19ZM23 180V179H22ZM93 180V178H92ZM100 180V179H99ZM140 180V179H139ZM97 181V180H96ZM104 181V180H103ZM146 181V180H144ZM91 182V181H90ZM37 183V184H36ZM101 183V182H100ZM152 183V182H150ZM19 184V183H18ZM21 184V183H20ZM27 184V183H26ZM15 185V184H14ZM100 185V184H99ZM27 186V187H28ZM37 186V187H35ZM57 187H59V189H57ZM19 188V187H18ZM27 189V188H26ZM20 190V189H19ZM28 190V189H27ZM16 191V190H15ZM41 191V190H40ZM42 191V193H43ZM186 191V192H185ZM23 192V191H22ZM25 192V191H24ZM16 193V192H15ZM29 193V192H28ZM36 193V192H35ZM41 193V194H42ZM30 194V193H29ZM47 194V193H44ZM79 194V195H80ZM219 194V196H218ZM23 194L18 193V196H21ZM77 195V193L75 194ZM90 195V196H88ZM39 196V195H37ZM41 197V196H40ZM48 197V196H47ZM73 197H75L73 195ZM94 197V198H93ZM104 198V199H105ZM180 198V197H179ZM41 199V198H40ZM72 199V198H71ZM76 199V198H75ZM86 199V198H85ZM89 199V198H88ZM88 199H86L88 201ZM28 200L34 202V204H36L37 202V197L35 196V194L33 193L32 196H30V198H28ZM95 200V201H96ZM121 200V201H120ZM74 201V200H73ZM82 201V200H81ZM94 201V202H95ZM99 201V199H98ZM140 201V200H139ZM70 202V201H69ZM91 203V201H88ZM106 202V203H108ZM144 202V201H143ZM174 202V203H173ZM23 203V202H22ZM76 204V202H73ZM85 203V202H84ZM108 203V204H110ZM138 203V202H137ZM149 203V202H147ZM11 204V203H9ZM68 205H74L71 202L67 203ZM78 204V203H77ZM95 204V203H94ZM100 204V203H99ZM105 204V203H103ZM152 204V203H149ZM26 205V204H25ZM46 205V204H43ZM55 205V206H56ZM71 205H69L71 207ZM80 205V203H79ZM101 205V204H100ZM100 205H96L98 206V208L100 207ZM111 205V204H110ZM175 205V204H174ZM22 206V205H21ZM29 206V205H28ZM50 206V205H49ZM95 206V208H96ZM112 206V207H113ZM127 206V205H126ZM152 206V205H151ZM158 206V204H157ZM30 207V206H29ZM38 207V206H37ZM51 207V206H50ZM69 207V208H70ZM94 207V206H93ZM105 207V206H104ZM110 207V206H109ZM114 207V208H115ZM156 207V206H155ZM162 207V206H159ZM48 208V207H47ZM74 208V207H73ZM78 208L75 206V209ZM106 208V207H105ZM111 208V207H110ZM109 208V209H110ZM117 208V207H116ZM167 208V206H166ZM4 209V208H3ZM83 209V207H82ZM97 209V208H96ZM108 209V208H107ZM221 209V211H222ZM20 210V209H19ZM45 210V209H44ZM49 210V209H48ZM51 210V209H50ZM79 210V209H78ZM81 210V208H80ZM79 210V211H80ZM100 210V209H99ZM159 210V209H158ZM31 211V212H32ZM36 211V212H35ZM42 211V210H41ZM46 211V210H45ZM77 211V210H76ZM107 211V210H106ZM115 211V210H114ZM160 211V210H159ZM48 212V211H47ZM50 213H53V211H50ZM104 213V212H103ZM102 213V214H103ZM119 213V212H118ZM122 213V212H121ZM23 214V213H22ZM48 214V213H47ZM120 214V213H119ZM42 215V214H41ZM93 215V214H92ZM123 215V214H122ZM10 216V215H9ZM27 216V215H25ZM101 216V215H100ZM104 216L105 214H103V219L104 220ZM110 216V215H109ZM117 216V215H116ZM120 216V215H119ZM138 216V215H137ZM226 216V217H227ZM140 217V215L138 216ZM97 218V217H96ZM109 218V217H108ZM94 219V218H93ZM139 219V218H138ZM210 219V218H209ZM88 220V219H87ZM211 221V219L209 220ZM208 221V222H209ZM77 222V223H76ZM100 222V220H99ZM104 222V221H103ZM97 223V222H95ZM215 223V222H214ZM230 223V224H231ZM103 224V223H102ZM105 224V222H104ZM108 224V223H107ZM110 224V223H109ZM218 225V223H217ZM118 226V225H117ZM125 226V225H124ZM123 226V227H124ZM220 226V225H219ZM109 227V226H108ZM118 228V227H117ZM122 228V227H121ZM120 228V231H122ZM126 228V227H125ZM1 229V228H0ZM126 230V229H125ZM1 231V230H0ZM4 231V230H3ZM82 232V233H81ZM4 233V232H3ZM7 233V232H6ZM81 234V235H80ZM5 235V234H4ZM225 235V234H224ZM104 238V237H102ZM77 239V240H76ZM79 239V240H78ZM214 240V239H213ZM81 241V242H82ZM89 241V240H87ZM215 241V240H214ZM218 241V242H217ZM86 242V241H84ZM97 242H94L97 244ZM102 242V240H101ZM104 242V241H103ZM76 243H80L77 246ZM100 243V242H98ZM126 243V242H125ZM84 244V243H83ZM85 245V244H84ZM93 243L90 244V246H92ZM88 245H85V247ZM78 247V248H77ZM80 247V248H79ZM84 247V246H82ZM94 247V246H92ZM92 247H90V249H92ZM97 247V246H96ZM199 247V246H197ZM89 248V247H88ZM200 248V247H199ZM85 249V248H84ZM89 249V251H90ZM77 250L78 254L80 255H74V251ZM82 250V249H81ZM93 250V249H92ZM95 250V249H94ZM199 250V249H198ZM209 250V249H208ZM87 251V249L85 250ZM162 251V250H161ZM76 252V251H75ZM88 253V257L86 254V259L90 258L89 256V252ZM208 253V252H207ZM91 254V253H90ZM84 255L79 258L78 260H81ZM78 256V257H76ZM74 257H76L75 259H73ZM85 259V257H84ZM82 259V260H84ZM92 259V258H91ZM89 259V261L91 260ZM73 260V261H72ZM77 260V262H78ZM81 260V261H82ZM72 261V262H71ZM79 261V262H81ZM85 261V260H84ZM82 261V262H84ZM76 261H74V263H77Z\"/></svg>", "mask_w": 264, "mask_h": 264}]
</instances>
